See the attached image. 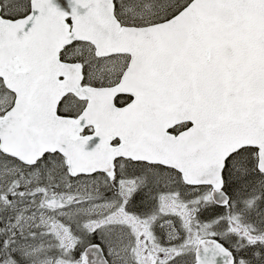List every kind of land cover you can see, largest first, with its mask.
Masks as SVG:
<instances>
[{"label":"snow or ice","instance_id":"snow-or-ice-1","mask_svg":"<svg viewBox=\"0 0 264 264\" xmlns=\"http://www.w3.org/2000/svg\"><path fill=\"white\" fill-rule=\"evenodd\" d=\"M0 264H264V0H0Z\"/></svg>","mask_w":264,"mask_h":264}]
</instances>
